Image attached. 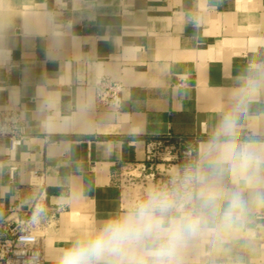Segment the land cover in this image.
Instances as JSON below:
<instances>
[{
    "label": "crops",
    "instance_id": "0c3cea01",
    "mask_svg": "<svg viewBox=\"0 0 264 264\" xmlns=\"http://www.w3.org/2000/svg\"><path fill=\"white\" fill-rule=\"evenodd\" d=\"M102 75L122 83L119 109L95 103ZM249 82L259 93L238 137L262 147L264 0H0V109L21 110L23 132L0 137V219L42 193L55 212L45 264H56L82 232L142 201L119 177L146 138L198 136L195 176L206 171L205 144ZM224 184L248 197L239 177ZM182 259L264 264V205L250 200L236 227L208 229Z\"/></svg>",
    "mask_w": 264,
    "mask_h": 264
},
{
    "label": "clouds",
    "instance_id": "9594fccd",
    "mask_svg": "<svg viewBox=\"0 0 264 264\" xmlns=\"http://www.w3.org/2000/svg\"><path fill=\"white\" fill-rule=\"evenodd\" d=\"M258 93L259 86L251 82L238 89L234 109L223 114L205 144L207 169L192 178L198 191L150 192L134 207L82 232L56 264H183L189 242L208 229L231 231L250 200L264 205V146L238 137L240 118L248 116ZM226 177H239L248 197L239 188L227 187Z\"/></svg>",
    "mask_w": 264,
    "mask_h": 264
},
{
    "label": "built area",
    "instance_id": "2783aa9c",
    "mask_svg": "<svg viewBox=\"0 0 264 264\" xmlns=\"http://www.w3.org/2000/svg\"><path fill=\"white\" fill-rule=\"evenodd\" d=\"M122 83L102 75L94 85L95 103L99 107L119 109ZM22 116L19 109H0V137L20 139ZM198 136H179L170 132L148 137L145 141L144 158L130 162L123 168L129 173L149 177L154 190L168 194L194 192L198 157ZM15 168L11 167V171ZM12 206L0 219V264H45L42 236L55 220V212L46 203L42 193L37 194L28 208Z\"/></svg>",
    "mask_w": 264,
    "mask_h": 264
},
{
    "label": "rangeland",
    "instance_id": "374dc122",
    "mask_svg": "<svg viewBox=\"0 0 264 264\" xmlns=\"http://www.w3.org/2000/svg\"><path fill=\"white\" fill-rule=\"evenodd\" d=\"M127 168H123L121 175L119 177L120 183L123 186L128 188L131 192L136 193L141 196L142 200L146 198V196L152 192L153 184L152 180L149 177H143L142 174L138 175V172H133L130 174Z\"/></svg>",
    "mask_w": 264,
    "mask_h": 264
}]
</instances>
